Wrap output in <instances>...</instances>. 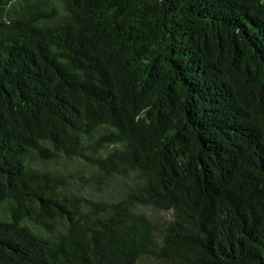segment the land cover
I'll return each instance as SVG.
<instances>
[{
    "label": "trees",
    "instance_id": "16d2710c",
    "mask_svg": "<svg viewBox=\"0 0 264 264\" xmlns=\"http://www.w3.org/2000/svg\"><path fill=\"white\" fill-rule=\"evenodd\" d=\"M0 264H264V0H0Z\"/></svg>",
    "mask_w": 264,
    "mask_h": 264
}]
</instances>
